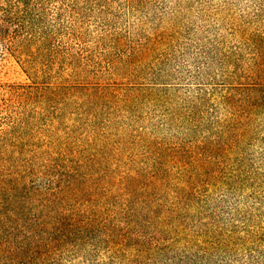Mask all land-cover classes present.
<instances>
[{
    "label": "rangeland",
    "instance_id": "1",
    "mask_svg": "<svg viewBox=\"0 0 264 264\" xmlns=\"http://www.w3.org/2000/svg\"><path fill=\"white\" fill-rule=\"evenodd\" d=\"M0 264H264V0H0Z\"/></svg>",
    "mask_w": 264,
    "mask_h": 264
}]
</instances>
